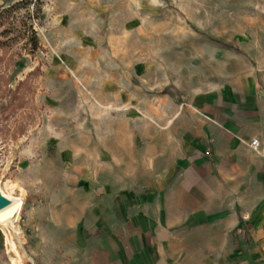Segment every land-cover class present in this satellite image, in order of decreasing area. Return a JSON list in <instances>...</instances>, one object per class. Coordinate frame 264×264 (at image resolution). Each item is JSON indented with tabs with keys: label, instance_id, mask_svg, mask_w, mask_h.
<instances>
[{
	"label": "rangeland",
	"instance_id": "rangeland-1",
	"mask_svg": "<svg viewBox=\"0 0 264 264\" xmlns=\"http://www.w3.org/2000/svg\"><path fill=\"white\" fill-rule=\"evenodd\" d=\"M261 73L264 0H0V187L23 199L0 264H73L88 209L152 183L190 102ZM225 246L251 264L252 238Z\"/></svg>",
	"mask_w": 264,
	"mask_h": 264
},
{
	"label": "crops",
	"instance_id": "crops-1",
	"mask_svg": "<svg viewBox=\"0 0 264 264\" xmlns=\"http://www.w3.org/2000/svg\"><path fill=\"white\" fill-rule=\"evenodd\" d=\"M188 108L185 129L172 128L168 150L155 152L152 183L88 209L73 264H95L96 252L105 264H246L225 246L231 234L252 238L249 261L264 264V73Z\"/></svg>",
	"mask_w": 264,
	"mask_h": 264
},
{
	"label": "bare ground",
	"instance_id": "bare-ground-1",
	"mask_svg": "<svg viewBox=\"0 0 264 264\" xmlns=\"http://www.w3.org/2000/svg\"><path fill=\"white\" fill-rule=\"evenodd\" d=\"M0 192H1V195L9 201V204L0 210V227L3 229H6L7 225L11 222V220L14 218H17L19 213L21 212L22 207H23V199L20 196H14L11 192L5 193L1 189V187H0ZM4 235H5L6 244H9L11 251L15 253L19 261V256L16 251L15 244L12 242L11 237L8 236L7 234H4Z\"/></svg>",
	"mask_w": 264,
	"mask_h": 264
},
{
	"label": "trees",
	"instance_id": "trees-1",
	"mask_svg": "<svg viewBox=\"0 0 264 264\" xmlns=\"http://www.w3.org/2000/svg\"><path fill=\"white\" fill-rule=\"evenodd\" d=\"M93 260H94L95 264H105L104 261H106V256L103 253H97L96 252L93 255Z\"/></svg>",
	"mask_w": 264,
	"mask_h": 264
},
{
	"label": "water",
	"instance_id": "water-1",
	"mask_svg": "<svg viewBox=\"0 0 264 264\" xmlns=\"http://www.w3.org/2000/svg\"><path fill=\"white\" fill-rule=\"evenodd\" d=\"M9 204V201L5 199L0 192V210L4 207H6Z\"/></svg>",
	"mask_w": 264,
	"mask_h": 264
},
{
	"label": "built area",
	"instance_id": "built-area-1",
	"mask_svg": "<svg viewBox=\"0 0 264 264\" xmlns=\"http://www.w3.org/2000/svg\"><path fill=\"white\" fill-rule=\"evenodd\" d=\"M250 146L252 149L256 150L259 146V141L257 139H254L250 142Z\"/></svg>",
	"mask_w": 264,
	"mask_h": 264
}]
</instances>
